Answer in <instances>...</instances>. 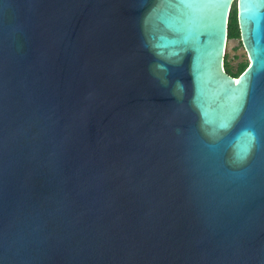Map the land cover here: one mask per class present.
<instances>
[{
    "label": "water",
    "instance_id": "obj_1",
    "mask_svg": "<svg viewBox=\"0 0 264 264\" xmlns=\"http://www.w3.org/2000/svg\"><path fill=\"white\" fill-rule=\"evenodd\" d=\"M0 264H264V0H0Z\"/></svg>",
    "mask_w": 264,
    "mask_h": 264
},
{
    "label": "trees",
    "instance_id": "obj_2",
    "mask_svg": "<svg viewBox=\"0 0 264 264\" xmlns=\"http://www.w3.org/2000/svg\"><path fill=\"white\" fill-rule=\"evenodd\" d=\"M238 38L240 39V33L237 23V6L236 3L233 2L230 10H229V16H228V24H227V39H234ZM248 66L246 63V60L239 62L235 69H232L227 61L226 53L224 54V60H223V67L224 70L236 78L244 69Z\"/></svg>",
    "mask_w": 264,
    "mask_h": 264
},
{
    "label": "rangeland",
    "instance_id": "obj_3",
    "mask_svg": "<svg viewBox=\"0 0 264 264\" xmlns=\"http://www.w3.org/2000/svg\"><path fill=\"white\" fill-rule=\"evenodd\" d=\"M225 53L227 56L228 64L232 69H235L236 65L244 60H246V63L249 64L247 54L241 44L240 39L238 38L226 40Z\"/></svg>",
    "mask_w": 264,
    "mask_h": 264
}]
</instances>
